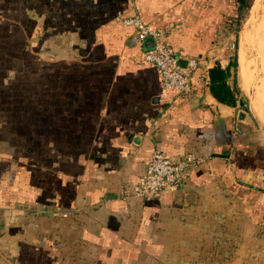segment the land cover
Instances as JSON below:
<instances>
[{
	"label": "crops",
	"instance_id": "0c3cea01",
	"mask_svg": "<svg viewBox=\"0 0 264 264\" xmlns=\"http://www.w3.org/2000/svg\"><path fill=\"white\" fill-rule=\"evenodd\" d=\"M238 4L43 0V59L52 57L43 62L55 64L44 78L54 85L43 87V196H19L10 173L12 198L2 203L0 182V264H186L192 257L176 247L183 237L189 254L198 253L193 243L206 248L202 264L213 256L217 264H264V124L255 116L264 122V112L239 108L244 92L264 100L263 65L244 72L239 63L241 85L236 65L232 105L208 88V68L224 67L231 54L219 57L218 43ZM133 15L163 29L179 58L195 60L188 91L163 88L155 66L137 59L143 40L121 21ZM154 149L201 161L176 190L142 198L131 187ZM187 192L193 202L184 203ZM199 216L216 221L215 250L204 235L191 244Z\"/></svg>",
	"mask_w": 264,
	"mask_h": 264
},
{
	"label": "rangeland",
	"instance_id": "374dc122",
	"mask_svg": "<svg viewBox=\"0 0 264 264\" xmlns=\"http://www.w3.org/2000/svg\"><path fill=\"white\" fill-rule=\"evenodd\" d=\"M253 1L247 0L249 4L239 20V25L235 27V24H232L226 28L218 43L222 47L218 51L219 57L228 55L236 49L238 58L236 80L240 85L243 81L240 78L239 63L244 66V72H248L250 67L253 69L256 66L255 62L257 65L261 63L264 68V42H262V39L264 40V25H257L254 29L249 25L251 22L250 4L252 5ZM26 5L27 11L31 14L25 13ZM261 13L264 14V0ZM261 13H255L257 15L253 16L254 18L256 16L253 22L259 21ZM234 29H237L236 32ZM44 39H46V34H43V0H36V2L30 3V6L24 2L0 1V170L1 179L6 183L3 185V189H6V194L4 193L3 197L7 196L3 198L2 203H7V198H12L10 192L13 190L8 188L6 181L9 179L10 173L15 178L13 182L15 190L19 187H22L23 190L27 185V190H31L30 194H35L36 198L43 196L41 187L43 179L38 178L43 173L39 169V167H43V92L45 93L43 87L54 85L52 82L47 84L44 78L46 74H54L55 70L54 63L43 62L45 59L52 58L46 56L43 59ZM247 53L252 59H248ZM255 57L260 60L257 61ZM244 86H247V90L252 92L253 85L251 83ZM241 98L243 102L239 108L248 115L256 114L257 110L264 112V100L257 101L254 94L251 96L246 92ZM255 116L257 117L256 121L264 124L257 115ZM31 160L33 163L30 162ZM20 178H23L24 183H21ZM19 182L23 185H19ZM37 185L40 188H36ZM15 202L23 203L17 199ZM37 202L43 205V202ZM24 203L27 204V202ZM40 204L33 205L34 210L32 211L35 212L36 209L42 208ZM208 217L213 218L210 215ZM198 218L199 220L196 219L194 223L193 235L190 238L191 244L193 241H200L195 237L196 235H204V238L208 237L211 240L210 245L215 250L216 236L218 235L215 219L206 223L200 216ZM198 221L200 227L196 225ZM205 223L206 225H203ZM182 224L184 223L182 222ZM186 238L185 240L183 237L177 242V251L192 257L185 261L186 264H202L200 256L206 255V248L202 251L199 249L200 242L193 243V246L195 245L198 249L194 247L191 249L192 251L198 250V253L194 254L196 251H193L189 254L190 249L185 244L189 241V237ZM204 264L217 263L213 256V258H206Z\"/></svg>",
	"mask_w": 264,
	"mask_h": 264
},
{
	"label": "built area",
	"instance_id": "2783aa9c",
	"mask_svg": "<svg viewBox=\"0 0 264 264\" xmlns=\"http://www.w3.org/2000/svg\"><path fill=\"white\" fill-rule=\"evenodd\" d=\"M121 21L133 27L134 40L142 41L147 36L151 37L152 45L143 47L137 59L155 66L163 88L188 91L191 87L190 73L196 66L195 60H187L185 66H181L175 50L162 39L163 29L150 27L139 16L124 17ZM200 161L201 158L191 151L171 156L161 149H154L136 182L132 184L131 191L139 197L150 198L163 190H176L190 169Z\"/></svg>",
	"mask_w": 264,
	"mask_h": 264
},
{
	"label": "trees",
	"instance_id": "16d2710c",
	"mask_svg": "<svg viewBox=\"0 0 264 264\" xmlns=\"http://www.w3.org/2000/svg\"><path fill=\"white\" fill-rule=\"evenodd\" d=\"M248 2H244V0H239V4L237 7V16L236 18L232 21L233 24H235V27L239 25V20L242 17L246 6H248ZM251 6V4H250ZM250 8V7H249ZM235 32L237 29H234ZM237 61H236V49L230 54L228 62L224 67H221L219 63H215L214 65L210 66L208 68V75H209V84L208 88L210 93L219 101L226 103V104H234L235 103V95L239 93V88L236 86L235 83V69H236ZM238 66V65H237ZM229 69L233 71L232 73V85H229L226 82L227 76L230 74ZM239 101L242 103L243 100L242 98L239 99ZM0 179H1V170H0ZM7 179H8V174H7ZM21 179V183L23 182V178ZM7 181V186L9 188V183ZM19 183V185H23ZM1 184L5 185L6 183L4 182L3 179H1ZM27 185L24 186L23 190L22 187H19V196H23L24 193L27 190ZM36 188H40L38 185L35 186ZM25 196V195H24ZM23 196V197H24Z\"/></svg>",
	"mask_w": 264,
	"mask_h": 264
},
{
	"label": "bare ground",
	"instance_id": "6f19581e",
	"mask_svg": "<svg viewBox=\"0 0 264 264\" xmlns=\"http://www.w3.org/2000/svg\"><path fill=\"white\" fill-rule=\"evenodd\" d=\"M262 9H263V0H254L253 1V3H252V5H251V8H250V19H251V22H249V25L254 29L257 25L258 26H260L261 24H263L264 25V14L263 13H261L262 12ZM257 12H259V13H261V15H260V19H259V21H257L256 23L255 22H253L254 20L253 19H255L256 18V16H255V18L253 17L254 15H257V14H255V13H257ZM253 18H252V17ZM258 20V19H257ZM262 42H264V40L262 39Z\"/></svg>",
	"mask_w": 264,
	"mask_h": 264
},
{
	"label": "water",
	"instance_id": "95a60500",
	"mask_svg": "<svg viewBox=\"0 0 264 264\" xmlns=\"http://www.w3.org/2000/svg\"><path fill=\"white\" fill-rule=\"evenodd\" d=\"M152 45V39L150 36H147L143 39L142 41V46L147 48V47H150ZM186 61L187 59H182V58H179L178 60V63L181 65V66H185L186 64ZM194 193L193 192H187L184 194V203H190V202H193L194 201Z\"/></svg>",
	"mask_w": 264,
	"mask_h": 264
}]
</instances>
